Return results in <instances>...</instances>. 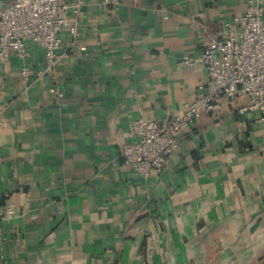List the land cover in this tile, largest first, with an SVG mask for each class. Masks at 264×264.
<instances>
[{"label":"crops","instance_id":"obj_1","mask_svg":"<svg viewBox=\"0 0 264 264\" xmlns=\"http://www.w3.org/2000/svg\"><path fill=\"white\" fill-rule=\"evenodd\" d=\"M247 6L82 0L63 33L87 49L35 80L18 58L4 64L0 207L17 214L2 222L0 264H264V129L240 111L248 95L189 126L161 173L134 175L122 152L134 122L171 120L196 98L209 72L184 57L238 29Z\"/></svg>","mask_w":264,"mask_h":264},{"label":"built area","instance_id":"obj_2","mask_svg":"<svg viewBox=\"0 0 264 264\" xmlns=\"http://www.w3.org/2000/svg\"><path fill=\"white\" fill-rule=\"evenodd\" d=\"M112 2L102 0L103 4ZM81 8L82 0H14L0 8V71L16 57L22 62L26 80L39 79L53 72L73 50L87 49L63 33L69 16L78 15ZM235 20L238 29L211 41L198 55L184 57L187 66H205L209 79L199 83L196 98L185 104L182 113L165 121L140 119L131 126L132 140L122 152L134 175L163 172L189 126L205 113L220 115L227 102L242 95H248L250 102L240 111L251 113L255 125L264 129V0H248L246 11ZM70 31L78 34V25L71 24ZM30 43L43 48L44 68L32 66ZM51 91L64 94L56 87ZM260 152L264 155V142ZM16 214L12 205L0 207V241L2 222Z\"/></svg>","mask_w":264,"mask_h":264}]
</instances>
